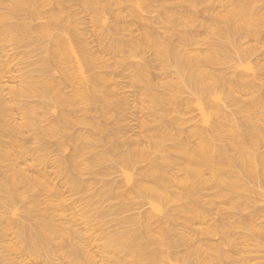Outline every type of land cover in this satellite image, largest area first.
Instances as JSON below:
<instances>
[{
    "label": "bare ground",
    "instance_id": "1",
    "mask_svg": "<svg viewBox=\"0 0 264 264\" xmlns=\"http://www.w3.org/2000/svg\"><path fill=\"white\" fill-rule=\"evenodd\" d=\"M70 1L0 0V43L5 38L17 45L23 40L29 41L34 34L46 45L45 55L37 59L35 65H30L35 68H30L32 71L21 77L20 87L9 88L7 95L0 91V249L9 252L11 246L7 248L3 236L11 232L20 245V252L26 251L28 257L37 261L48 258L49 262L50 258L62 254L70 264H95L91 252L93 246L90 245L97 238L95 244L106 255L101 256L99 264H170L179 247L186 249L181 258L189 264H221L229 258V252L220 254V244L219 248L211 245L205 249L194 245V242L202 240V234H219L226 242L229 239L228 232L220 234L210 230L203 233L193 228L206 215L201 204L202 191H218L223 197L232 196L243 203L254 194L264 200V136L259 127L251 123L249 116H243L238 123L216 105L221 101L218 89L223 88L224 94L232 100L236 89L247 91L249 84L236 82L233 86L225 85L215 73V66L229 59L230 48L238 42L235 32H242L240 41L259 39L264 30V0H172L181 10H192V18L185 15L174 20L172 15L165 13L162 18L144 20L134 15L132 22L144 23L139 22L141 25L137 26L140 35L133 38L130 34L129 40L113 39V34L128 30L130 25L125 26L127 29L119 28L117 13L116 21L99 35L101 44L99 50L96 49L99 54L92 53L86 39L77 32L78 23L72 27L63 16ZM83 1L96 17L109 10L106 0ZM139 1L144 7H150L152 2L165 8L169 6L167 0ZM136 5L139 7L138 3ZM200 8L207 14V20L196 19L202 14ZM177 25L207 29L217 37L220 46L203 55L198 43L186 33L178 35L172 43L171 37ZM154 28L163 32L161 41L152 32ZM251 51H238L236 58L245 59ZM104 53L115 57V62L106 64L102 59ZM148 53L153 58L150 61L145 60ZM136 56L145 57L143 63L128 64V60ZM245 69L251 70V67L246 65ZM119 70L125 72L130 86L139 87L141 93L139 89L137 93L142 94V98H149L152 123L149 121L151 125L147 123L149 126H145L147 133L151 132L148 135L146 131L144 133L147 136V142L144 141L146 147L138 144L141 141L125 136L128 129L124 131L119 125L123 119L119 121L117 115L126 107L120 92L112 87L117 85H113V81ZM164 77L170 80L163 82ZM170 87L176 90L168 94ZM181 87L188 88L190 100L198 103L202 99L208 101V110L198 104L205 129L196 127V124L191 126L192 129L186 127L192 121L187 119L186 122L183 114L184 119L181 118L182 112L177 117H168L171 112H178L186 102L177 100L176 93H180L177 90ZM190 100L187 99L186 104ZM260 100L252 99L248 105L256 107ZM169 103L175 107L165 108ZM14 112L18 114V121L14 119ZM50 112L55 116L48 120ZM186 113L189 112L185 110ZM110 118L115 120L112 128H108L110 124L106 123ZM244 125H250L251 129L244 131ZM30 136L37 145L32 151L27 145ZM68 147L71 151L64 154ZM31 152L38 153L36 156L39 157L34 161L39 160V163H46L49 160H43L56 153L53 163L60 177L65 179L62 188H66L65 192L80 195V201L85 204L86 209L79 215L84 225L82 230L74 227L77 224L72 220H78L74 214L69 218L66 216V212L78 207L73 202L75 208L72 203H64L61 191L48 182L49 177L42 174L31 177L28 165V169L20 167L29 162ZM108 162H113L114 166ZM139 162H144V166L138 169L139 179L131 184V190L115 181L102 180L103 184H96L98 177V181H90L99 174L102 176L103 170L99 172L102 165L107 166L108 172L103 174L106 176V173L111 174L112 167L113 170H117V166L132 168ZM87 175L91 179L86 178ZM46 183L49 186H44ZM95 184L100 185L99 188ZM104 186L108 189H100ZM254 187L262 192L257 193ZM172 188L177 190L172 192ZM35 192H44L48 197L45 194V199L39 200V194L37 196ZM133 194L140 200L134 202L133 198L132 201ZM20 199L32 205L30 208L27 203L29 206L24 214L34 220L33 224L9 221L6 217L14 202ZM152 201L157 204L184 203L173 206L171 214L169 212L161 219L145 212L121 216L133 208L142 209L146 202L150 204ZM106 203L107 208L104 206ZM67 206H71L69 211ZM34 207L37 210H33ZM109 213L118 216L114 221L117 228L112 230L105 228V218ZM31 218L27 220L31 222ZM112 220L115 219L108 220L110 224ZM94 222L98 225L94 231L98 235L92 240L88 233ZM14 250L17 251L13 248L12 252ZM206 252L212 255L203 256ZM213 253L218 255L213 256ZM20 259L11 261L8 255H2L0 264H24Z\"/></svg>",
    "mask_w": 264,
    "mask_h": 264
},
{
    "label": "rangeland",
    "instance_id": "2",
    "mask_svg": "<svg viewBox=\"0 0 264 264\" xmlns=\"http://www.w3.org/2000/svg\"><path fill=\"white\" fill-rule=\"evenodd\" d=\"M4 1H7V0H4ZM55 1H57V0H52V2H55ZM106 1H108V3H109V10L106 13L99 15L98 17H96L93 10L88 9V7H86L83 0H71L70 1L71 3H69L67 5L68 9H65L64 14H63V16L68 20L69 25H71L72 27H74L75 24L78 23V25L76 26L77 32L83 36V39H86L85 41H87L86 43L88 44V47L90 48V50L94 54H99V52H97L99 50L98 48H100V44H101L100 40H99V37H100L99 35L101 34V32L105 31L106 28L110 24H112V22L116 21V20H114V18H115V15L117 13H119L118 17L120 18L118 21H116L118 24V27L127 29L128 27H125V26L130 23L128 30H130V29L131 30H130V32H128V30H126V31L121 30V31H119V34H113V39L123 38L126 40H129L128 36H130V34L134 38V37H138L141 33V32L139 33L137 31V30L140 31V28L137 29L138 28L137 26L141 25L140 23H144V21H136L137 23L135 21L132 22V16H134V15H139L144 20L155 19L157 17L162 18L166 14L172 15L174 20L180 19L185 15H188L187 17L192 18V15H193L192 10H190L188 8H184V10H181L180 8L177 7V5L175 3L173 4L172 0H167L166 4L169 5V6H167V8L159 6L158 4L153 3V2L150 5V7H144L142 2H140L139 0H137V1H135V0H106ZM136 2L139 4V7H137ZM217 9H218V7H217ZM200 10L202 11V14L200 13V16L198 15L197 16L198 18H196V19L207 20V17H208L207 14L204 12V10L202 8H200ZM131 23L132 24L134 23L133 26ZM135 23H136V25H135ZM152 30H153L152 32L156 33L157 37H159L158 40L161 41L160 37H163V32L161 30H157L155 28ZM173 33H174V35H173V37H171L172 43H173V41H175L177 39L178 35H180L182 33H186L190 38L194 39V41H196L198 43V48L200 49L201 54H203V55L208 53V51L211 50L212 48H218L220 46L219 40L216 39L217 37L212 36L210 31L207 29H204V28H193L190 26L177 25L174 27ZM241 33L242 32H235L234 37L238 40L237 45L230 48L229 59H227L225 61V63L218 65V66H215V73L217 75H219V77L222 78V82L227 86H229V85L233 86L234 83L238 82L239 84H242V83L247 84V85L249 84V89L247 91H244V92H241V91L236 89L232 93V100H229L227 98V96L224 94L223 88H220V89H218V94L221 97V101H220V103H218L216 105L219 107V109L221 111H224V112L230 114V118L232 121L239 123L243 116H246V115L249 116V118L251 119V123L256 124L259 127V132L264 136V30H262L261 34L259 35V39H257V40H255L254 38H246L248 40L244 39V40L240 41L239 36L241 35ZM33 35L29 39V41L23 40L17 45H14L12 42H9L5 38H3V40L0 43V91L3 90L2 92L5 93L6 95H7V91L9 90V88H17L18 89L20 87L21 77H23L25 74L27 75L28 73H26V72H28L29 70L32 71L35 68V66L32 67L33 64L35 65V62L38 61L40 58H43V56L45 55L43 51H44L46 45L40 39H38L37 37H35ZM74 49H76V48L74 47ZM96 49H98V50H96ZM245 49H252L249 56L245 59H241V60L237 59L236 53L238 51H242ZM102 57H103L102 59L104 60V62L106 64H113L115 62V57H113L110 54L104 53V55H102ZM145 57L141 56L139 58V56H136L135 58H131L128 60L129 61L128 64L131 65L133 62L135 64H137V63H139V61H141L140 63H143L144 58H145V60H148V61L153 59L152 56H150V53L146 54ZM148 58H150V59H148ZM134 63L132 65H135ZM30 65H32V66H30ZM246 65H249L251 67V70L245 69ZM30 68L31 69L33 68V69L31 70ZM98 71L99 70H97V71L95 70V72H98ZM100 71H105V69H103V70L101 69ZM119 72H116L117 76L115 75L117 77L116 78L117 80L114 78V81L116 83H114V81H113V85H115V84H117V85H115L116 87L115 86H112V87H114L113 90L120 92L119 96L122 97L124 99V101H126V107H125L126 112L122 111L120 114L117 115L118 117H120L118 119L119 121H121L123 119L120 124L118 121V124L120 125L121 128L123 127L122 128L123 130L128 129L127 131L124 130V131H126L125 136L131 137V139L135 140L136 142L141 141L140 143H138L141 147H142V144H143V146L144 145L147 146L146 143L144 144V141L147 142V136L144 135L145 131L147 130L145 126L147 125V123L149 125H151L150 123H152L151 122L152 117L150 115L152 110L150 107L149 98L147 96L142 98V94H140L141 92H140L139 87L133 88L132 86H130L126 82V81H128V79H126L125 72H122L120 70H119ZM121 72L123 75L121 74ZM169 80H170V78L166 79L164 77L162 81L168 82ZM138 89H139L138 92H140V93H137ZM171 90L175 91L176 89H174L173 87H170L168 89L167 93L171 94V92H172ZM177 91L180 92V93H176L178 101H181V102L186 101L187 102V99L188 100L192 99L191 95L189 94L188 88H182L181 87ZM137 94H138V96H137ZM252 99H261L260 100L261 102L256 107H250L248 105V103ZM186 102H185V104H183L179 108L178 112H176V113L171 112L168 115V117L169 118L177 117V116H179L178 113L182 112L181 118H183V116H182V114H183L184 118H186V122H188L187 119H189V120L191 119V121H192L191 123L188 122L189 124L187 123V125H185L186 127L188 126L190 129H192L191 126L194 125L193 127H195V124H196V127L198 126V128H204L205 126H204L203 120H202V113H201V109L199 108L198 104H201L202 108H204L206 110L208 108V106H207L208 101L206 99H202L199 103L196 102L195 100H190V102L187 104H186ZM185 105H188V108ZM174 107H175V105L172 103L165 104V108H167V109H173ZM181 109L182 110L184 109V112ZM185 110H187L189 113L185 114ZM52 113L53 112L48 113L51 115V116L47 115V117L49 116L48 120H51L54 118L55 115H54V113L53 114ZM126 113L128 114V116L126 115ZM17 118H18V114H16V112H14V119L17 120ZM113 120H112V118H110L108 120V122H106V123H108V125L110 124L108 126V128L113 127V124H114ZM149 121H150V123H149ZM186 122H185V124H186ZM149 125H147V126H149ZM77 127H73L72 129H74L75 131L76 130L79 131V129ZM186 127L184 130H187ZM246 128L251 129L250 125H244V127H243L244 131L247 130ZM149 131H148V133L146 131L147 135L149 133L151 134V132H149ZM71 133H73V132L71 131ZM173 133H175V132H173ZM134 134H136V135H134ZM28 138H30V139H27L28 142H30V143H28V144L26 143V144L29 147L27 145L26 146L28 147V149H30L32 151V149H35V147L37 145H36L35 141L32 140L33 136L32 137L30 136ZM194 140L192 139V141H194ZM146 146H144V147H146ZM30 147H33V148H30ZM68 151H71V149L69 147L65 151L66 153L64 152V154H69ZM32 153L35 155L33 156ZM36 154L38 155V153H36V152L35 153L31 152L32 156L30 155L29 162H26L23 165L21 164L20 167L26 168V166L28 165L27 167L29 169L28 168H26V169H28V173L31 177H36L37 175H38L37 177H39V175H41V174L45 175L46 177L48 176L49 177L47 179L48 182H50V184L52 186L57 187L58 191L59 190L61 191V192L60 191L59 192L62 195V198H63L62 200L64 201V203H66V205H69V203L73 202L78 207V208H75L76 206L75 205H74L75 207L72 206L73 205V203H72L71 206L75 209L70 210L71 211L70 212L69 208H71V206H69V207L67 206L69 212H66V216H68V218H69V217L73 216V214H74L75 215L74 218L76 217L78 219V220L76 219L77 221L72 220L73 223L77 224V226H74V227L75 228H78V227L83 228L84 225H83L79 215H80L81 211H84L86 209L85 204L83 203V200L80 201V199L82 198V197H80V195H74L73 193L65 192L66 188L63 189L64 185H65V179H62L63 177H60L61 175L58 174V169L55 166L56 164L53 163V160H54L53 158H55V159L57 158L56 153H52L55 155L50 154L51 158L49 156V157H47V159L43 160V161L49 160V161H47L48 163L47 162L46 163H44V162L39 163V160H38V162H36L37 161V159L35 158V157H37ZM31 157H33L34 159H32ZM34 160H36V161H34ZM30 161H32V163ZM110 162H108L110 166L114 164L113 162L112 163H110ZM143 163L144 162H139L138 164H136V166H134L132 168L129 167L130 169L127 167L121 168V167H118L116 165L118 169L116 170L114 168V170H113V167H112V169L110 170L108 168V170H110V172L111 171L112 172H111V174L106 173L107 174L106 176H104L103 174H105L104 172L107 171V166L102 165V167L99 171L101 173V171L103 170V173H101L102 176H99L100 175L99 174L96 177H93L92 180H90L91 176L87 175L86 178H90L89 180L91 182L93 180L95 181L98 178H100L99 181L97 180L98 182L96 184L102 183L101 182L102 180H104V182L112 181V183H114V181H115V183L118 182V184L120 183L119 185H122L125 188L128 187V188H126V190H128V189L131 190V188H132L131 184L132 185L135 184V182L139 179L138 169L140 167L144 166ZM29 165L32 166V168H34V169L37 168V169L32 170V168H30ZM119 168H121V169L119 170ZM30 169H31V171H30ZM35 171H39V172L35 173ZM44 186H49V185H48V183H46ZM99 186L100 185H96L97 188H99ZM123 187H122V189H123ZM129 187H131V188H129ZM100 189H108V187L104 186ZM171 190H172V192H174L177 189L172 188ZM254 190H256L257 193L262 192L260 189H258L256 187H254ZM35 193L37 194V192H35ZM41 193L44 195H42ZM41 193H38L39 197H37V198H39V200H42V199L44 200L46 196L48 197V194H46L44 192H41ZM38 194H37V196H38ZM45 194H46V196H45ZM202 194H203L202 195L203 198H202L201 204L203 206L202 209L204 210L206 215L204 216L203 219H201L199 221V223L198 222L195 223L193 228H195L197 230L199 229L203 233H206L207 231H210V230L213 232H216V233H220V234L224 233V232H228L229 239L226 242V241H223L221 239L219 234H214V235H210V236L202 234V237H201L202 240L199 241L198 243L194 242V245L203 247L205 249L207 246L217 245V247H218V245L220 244L219 245V247H220L219 250H221V252L219 251L220 254L222 252L224 253L225 251L229 252V258L224 259L221 262V264H264V200H261L260 196L254 194V195H250V198L246 203H243L240 200H236L235 198H232V196L223 197L218 191L215 192L214 190H208V191L205 190V191H202ZM137 197H135V194H133L132 195V201H133V198H134V202L139 201L140 199L138 198L139 199L138 200ZM129 198H131V197H129ZM76 200H79L80 202L77 203L78 202L77 201L75 203ZM127 200H128V202L131 201V199H127ZM127 200H126V202H127ZM27 203L28 202L26 200H21V199L15 201L14 204L12 205L11 209L8 211V213L6 215L8 220L9 221L15 220V221H18V222H21L24 224H29V223L33 224L34 220L31 217H29L32 219V220H30L31 222H29L27 220L29 218H27V216L24 214V211L30 205L29 203H28L29 205H27ZM107 203L104 205L105 208L108 207ZM111 203L114 204L115 202L112 201ZM172 203H174V202H172ZM172 203L167 204L164 202H160L157 204V203H154V201H152L149 204L146 202L145 203L146 206H143L142 209L140 208L138 210V207L136 206L137 208H133L135 211L131 209L129 212L127 211L128 213L126 212V213L122 214L121 216L127 217L128 215L131 216L132 214L136 215L138 213H142V212L144 213L145 212V213H149V214L153 215V217H155V218H157V217L160 219L165 218L164 216H166V215L168 216V213L172 210L173 206H176L178 204L179 205L183 204L184 201L183 202L181 201V203H180V201H179V203L175 202V203H177L176 205L172 204ZM101 204L102 203H100V205ZM100 205L98 208L99 210L101 209ZM79 206H80V208H79ZM156 206H157V208H156ZM29 207L31 208L32 205H30ZM35 208L36 207H34L33 210H37ZM103 208L104 207H102V209ZM170 214H171V212H170ZM70 219H73V218H70ZM110 219H115V220H112L113 223L111 222V224H110V222L108 221ZM117 219H118V216H116L114 214H112V216H111V213H109L107 215V217L105 218V222L107 221V224L105 223L106 224L105 228L109 229V230L115 229L114 227H116L117 224H115L116 222H114V221H116ZM79 223L81 225H79ZM93 224H94V226L91 228L92 229L90 231L91 233L90 232L88 233V235L90 234L89 236L91 237L92 240H94L95 237H97V235H98V233L94 232L96 226H98V225L96 224V222H94ZM108 224H110V226ZM111 226H112V228L110 229ZM80 228L78 230H82V228L81 229ZM7 233H5V236L7 238L3 236V240L5 241L7 248L11 246L9 248L10 249L9 252L11 251L10 252L11 255L5 249H0V256L8 255L11 261H18L21 258L20 260H22L21 262L22 263L24 262V264H30L31 261L33 262V264H36L37 259H33L31 256L28 257L29 254H27L26 251H23V253H22V251L20 252V250H19L20 245L16 241V238H14V236L11 234V232H9V234H7ZM0 239H2V237ZM199 239H200V237L198 238V240ZM95 241H93V244L90 245V246H93V248L91 247V249H93L91 252L95 258V264L96 263L99 264V262L101 261V256H103V255L106 256V255L103 253L100 246H98V244H95V243H97V238L95 239ZM18 246H19V249H18ZM12 247L14 249H17V251L14 250V252L16 251L15 253L12 252L13 251ZM177 249L175 251L176 254L173 257H171V259H170V262H171L170 264H189L187 260H184L183 258H181V256L184 255L186 249H184L183 247H179V249L178 250ZM6 252H8V253H6ZM17 252H18V254H16ZM61 255L62 254H58L54 258H52L53 260L55 258H57L58 260L55 259L53 261L50 258L49 262L47 260L48 258H44V259L39 258V260L37 261V264H50V263L51 264H64V263L70 264L68 259H65L66 257L63 255L61 256ZM208 255H212V254H210V252H206V254H204L203 256H208ZM215 255H218V254L213 253V256H215ZM23 258H25V259L23 260ZM211 264H212V262H211Z\"/></svg>",
    "mask_w": 264,
    "mask_h": 264
}]
</instances>
